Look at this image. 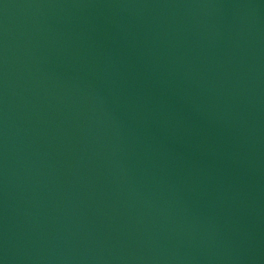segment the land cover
Returning <instances> with one entry per match:
<instances>
[{"label": "water", "instance_id": "water-1", "mask_svg": "<svg viewBox=\"0 0 264 264\" xmlns=\"http://www.w3.org/2000/svg\"><path fill=\"white\" fill-rule=\"evenodd\" d=\"M0 264H264V0H0Z\"/></svg>", "mask_w": 264, "mask_h": 264}]
</instances>
